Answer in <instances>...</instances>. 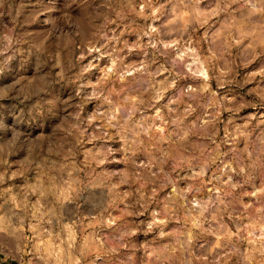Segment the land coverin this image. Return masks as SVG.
Returning a JSON list of instances; mask_svg holds the SVG:
<instances>
[{"label":"rangeland","instance_id":"rangeland-1","mask_svg":"<svg viewBox=\"0 0 264 264\" xmlns=\"http://www.w3.org/2000/svg\"><path fill=\"white\" fill-rule=\"evenodd\" d=\"M0 4L59 99L0 100V263L264 264V0Z\"/></svg>","mask_w":264,"mask_h":264},{"label":"clouds","instance_id":"clouds-1","mask_svg":"<svg viewBox=\"0 0 264 264\" xmlns=\"http://www.w3.org/2000/svg\"><path fill=\"white\" fill-rule=\"evenodd\" d=\"M2 6L0 4V8ZM49 19L51 18H46L45 23ZM25 45H27L26 49ZM44 51L39 41L35 38L29 39V34L18 31L14 22L0 20V77H11L10 86L5 85L7 97L0 92V100L6 98H11L13 101L26 100L29 101L27 107L30 108L59 104L57 96L43 95L53 89L57 81L56 77L49 74L50 65L44 56ZM25 53L31 58L30 61L25 59ZM29 65L31 73L26 71ZM121 70L118 68L117 72ZM127 71L131 73L133 69L128 68ZM117 78L119 79V76ZM121 131H130V129L122 128Z\"/></svg>","mask_w":264,"mask_h":264},{"label":"crops","instance_id":"crops-1","mask_svg":"<svg viewBox=\"0 0 264 264\" xmlns=\"http://www.w3.org/2000/svg\"><path fill=\"white\" fill-rule=\"evenodd\" d=\"M0 264H2V263H0Z\"/></svg>","mask_w":264,"mask_h":264},{"label":"bare ground","instance_id":"bare-ground-1","mask_svg":"<svg viewBox=\"0 0 264 264\" xmlns=\"http://www.w3.org/2000/svg\"><path fill=\"white\" fill-rule=\"evenodd\" d=\"M198 67V66H197Z\"/></svg>","mask_w":264,"mask_h":264}]
</instances>
